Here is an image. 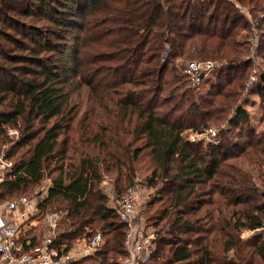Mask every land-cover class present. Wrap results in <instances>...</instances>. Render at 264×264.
Returning a JSON list of instances; mask_svg holds the SVG:
<instances>
[{"label":"trees","instance_id":"16d2710c","mask_svg":"<svg viewBox=\"0 0 264 264\" xmlns=\"http://www.w3.org/2000/svg\"><path fill=\"white\" fill-rule=\"evenodd\" d=\"M238 1L264 14V0ZM231 2L0 0V154L13 163L0 201L40 185L50 170L57 175L41 210L69 205L58 249L99 227L105 245L90 264H120L127 226L98 186L104 173L125 179L121 199L145 160L144 180L156 194L150 205L160 204L151 217L158 234L151 264H264L263 234L242 237L264 225V187L255 183L264 133L243 129L250 44L238 40L248 25ZM258 28L264 61V17ZM190 60L226 62L198 101L176 87L189 80L179 68ZM225 121L240 126L234 139L220 133L206 146L185 136ZM234 158L258 169L247 173L229 163Z\"/></svg>","mask_w":264,"mask_h":264},{"label":"built area","instance_id":"2783aa9c","mask_svg":"<svg viewBox=\"0 0 264 264\" xmlns=\"http://www.w3.org/2000/svg\"><path fill=\"white\" fill-rule=\"evenodd\" d=\"M252 14L254 15L253 33H251L250 40L258 43L257 28L260 19L264 16L262 12L255 10H252ZM220 66L222 64L211 60L192 61L184 67L183 74L195 85H199L205 76ZM219 134L220 131L208 128L189 139L196 141L197 138H200L205 139L207 144H214L218 141ZM12 164V161L6 156V152L2 151L0 154V182L4 180ZM145 191L147 190L136 183L124 197L117 201L115 206L120 220L127 226L124 239L126 255L120 264H151L155 256L158 234L150 231L146 225L137 223L142 205L140 203L144 202ZM21 205L30 206L29 198L22 197L0 205V264H70L68 253L55 248L52 241H47L30 252H23L19 239L20 224L12 222L8 218V215ZM45 218L54 231L59 228L61 215L58 212H48ZM254 234H263L264 236V225L259 229L246 231L242 237L247 239ZM104 245L103 234L98 232L85 241L84 253L96 256L103 250Z\"/></svg>","mask_w":264,"mask_h":264},{"label":"rangeland","instance_id":"374dc122","mask_svg":"<svg viewBox=\"0 0 264 264\" xmlns=\"http://www.w3.org/2000/svg\"><path fill=\"white\" fill-rule=\"evenodd\" d=\"M232 4L236 7L238 13H240L241 15H243L247 21V25L248 27H246V29L244 27L242 28H238V40L243 42L245 40L250 41V47H249V59L251 61V66L249 69L246 70V75H247V91L245 92V97L243 98L241 105L243 106V108L249 113V122L248 124H245L243 128L244 131H248L251 128L254 131H257L258 133H264V102L261 100V98L258 96L257 92H258V81L260 80V74L264 73V61L263 59L257 54V49L259 47V43H260V33H259V28H257L258 32V43L257 42H252L250 40V36L251 33H253L252 28H253V24L252 21L254 19V15L252 14V9H249L248 7H246L245 5L241 4L238 0H231ZM244 10V11H242ZM264 16V14H263ZM259 27V26H258ZM257 43V44H256ZM257 45V46H256ZM148 53L146 54H141V58H139L141 61L139 62V69L140 67L143 68L145 67V62H143L144 59H146ZM194 61H205V60H194ZM215 61L216 63L219 64H223L226 62H219L216 60H212ZM190 61H187L183 67L179 68V74L181 76H184L183 74V69L185 67V65ZM177 64H182L181 60H177L176 61ZM220 68V67H218ZM217 68V69H218ZM172 69V66L169 67V72ZM215 71V70H214ZM169 72L166 74V78L169 75ZM213 72V71H212ZM212 72H210L207 76L204 77V79L202 80L201 84L199 85H195L190 79L187 81L186 79L183 80L182 82H177L176 87L180 88L179 90V94H181L182 96H185L186 98H189V96H193L194 99L196 101H198L199 97L202 96L203 93H206L214 84V82L216 81L212 75ZM107 75V73L105 74ZM104 75V77H105ZM178 75V74H176ZM166 94H168V91L165 92ZM84 109H87V107H84ZM85 110L82 112V114L79 115L76 123L74 124V129H77V125L79 123V120H83L84 119V113ZM82 115V116H81ZM81 118V119H80ZM93 122V121H91ZM94 125V124H93ZM92 125V128H95ZM239 127L238 126L236 129L237 130H231V124L229 123V121H225L222 124H212L210 126V128H213L215 130H217L218 132L220 131L221 135L226 136L227 135V139H234V137L236 136V132H239ZM208 129V128H207ZM76 131H74L73 133H75ZM203 132V131H202ZM9 133L10 135L14 138V140L17 138L18 136V132L15 129H9ZM199 134L201 132H198ZM197 132H192L191 130H187L185 132V136L187 137H193L195 134H198ZM219 138H220V134H219ZM196 141L198 142H204L205 145L207 146L206 140L205 139H200L197 138ZM12 145V143H8L6 144L4 147H10ZM3 147V150H4ZM26 149V147L24 149H20L18 150V156H20L21 153H23V151ZM232 165L236 166L237 168L242 169L245 172H251V173H255L253 170V167L257 168L258 166H254L251 165L249 163H241L239 162V159H231L229 160ZM135 168L138 171V173L135 176V181L133 180L132 182L134 183V185L136 183H138L141 187H143L144 189H146L147 191H145V197H144V202H141V208H140V212L138 215V219H137V223L139 225H146V227H148V229L152 232H156V228L154 227V221L151 220V217L153 216L154 211L160 207V204L157 203L155 205H150L151 201H154L156 198V194L154 189H150L147 187V184L145 182V176L149 173V167H148V163L144 160V161H138L135 164ZM258 169V168H257ZM256 171V170H255ZM261 176V181L260 180H256L255 183L256 185L262 189L264 187V169H262V173H260ZM57 174H53V172H51L50 170H48L46 172L45 178L43 180V182L38 185V186H33L30 187L26 192L21 193L19 195H14L13 197H7L4 201H13L15 199H17L20 196H27L29 198H31L34 203H41L42 201H44L47 197L48 194V188L51 184V181L53 179V177H55ZM125 183V179L122 181H118L116 178V175L114 173H104L103 174V179L101 181V183L99 184L98 188L102 191V193L104 195H106L108 197V205L110 206H114L117 204V201L119 200V196L122 193H119V189H121L122 185ZM126 190V189H125ZM124 190V191H125ZM123 191V192H124ZM4 201H0V202H4ZM54 205H52L54 208L45 210L44 212H58L59 214L61 213L62 215V223H61V227L66 228V220L64 219L66 217V209L69 208V205L63 201H56L54 203H52ZM42 227V223L39 225V229ZM144 227V226H143ZM97 228V227H96ZM28 228L25 227L24 229H22L23 232H25V230H27ZM95 232H101L99 227L97 229H94ZM247 231V230H246ZM246 231H244L243 233H245ZM249 231V230H248ZM243 235V234H242ZM105 240V238H104ZM88 263V262H87ZM91 263V261H89V264Z\"/></svg>","mask_w":264,"mask_h":264},{"label":"crops","instance_id":"0c3cea01","mask_svg":"<svg viewBox=\"0 0 264 264\" xmlns=\"http://www.w3.org/2000/svg\"><path fill=\"white\" fill-rule=\"evenodd\" d=\"M29 201L30 206L21 205L14 209V211L8 215L10 221L20 224L21 231L19 239L22 245L23 252L24 249H29L28 252H30L36 247H40L47 241H52L55 245V248L58 249L59 244L57 245V243L61 242V235L63 234L64 230H66V228L61 227V213L59 228L55 230V233L48 220L45 218L48 212H44L43 210H41L39 206L40 203H34L31 198H29ZM115 206L116 205H114V207ZM41 223L42 227L39 229L38 227ZM25 227H27L28 229L23 232L22 229H24ZM87 239L89 238L83 237L69 245L70 248L66 251V253H68L67 255L69 256L71 260L70 262L72 264H89V261H92V258L96 257L84 253V243ZM63 244L65 247H68L67 244Z\"/></svg>","mask_w":264,"mask_h":264}]
</instances>
